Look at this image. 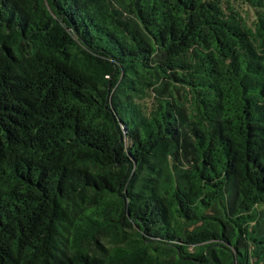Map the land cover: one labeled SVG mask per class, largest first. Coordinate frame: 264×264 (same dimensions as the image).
Returning <instances> with one entry per match:
<instances>
[{
    "label": "trees",
    "instance_id": "trees-1",
    "mask_svg": "<svg viewBox=\"0 0 264 264\" xmlns=\"http://www.w3.org/2000/svg\"><path fill=\"white\" fill-rule=\"evenodd\" d=\"M0 264H264V0H0Z\"/></svg>",
    "mask_w": 264,
    "mask_h": 264
},
{
    "label": "rangeland",
    "instance_id": "rangeland-1",
    "mask_svg": "<svg viewBox=\"0 0 264 264\" xmlns=\"http://www.w3.org/2000/svg\"><path fill=\"white\" fill-rule=\"evenodd\" d=\"M239 7L242 10L244 17H246L249 25L252 26L253 22L255 21V18H256L254 11L251 8L247 7L246 5H243V6L239 5Z\"/></svg>",
    "mask_w": 264,
    "mask_h": 264
}]
</instances>
